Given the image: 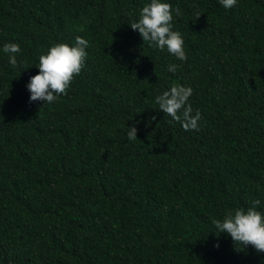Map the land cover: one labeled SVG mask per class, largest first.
<instances>
[{"label": "trees", "instance_id": "1", "mask_svg": "<svg viewBox=\"0 0 264 264\" xmlns=\"http://www.w3.org/2000/svg\"><path fill=\"white\" fill-rule=\"evenodd\" d=\"M149 2L0 0V264H264L211 222L264 213V0H163L186 61L130 28ZM77 36L68 94L30 103L39 56ZM173 85L192 88L198 131L155 104Z\"/></svg>", "mask_w": 264, "mask_h": 264}, {"label": "clouds", "instance_id": "2", "mask_svg": "<svg viewBox=\"0 0 264 264\" xmlns=\"http://www.w3.org/2000/svg\"><path fill=\"white\" fill-rule=\"evenodd\" d=\"M225 9L237 5V0H218ZM176 15H180V9H175ZM173 8L170 3L163 0H150L139 10L137 20L131 22L130 28L138 30L143 42L160 51L167 53L180 61L187 60L184 50V39L179 31L173 30ZM89 42L83 37L75 38L74 46L67 43H56L45 54L38 58L39 71L31 76L27 84L30 93L29 102L43 101L45 104L54 103L61 95H67L68 89L75 77L80 75L85 66L88 53L86 49ZM18 43H5L3 52L8 54V60L12 67H17L16 54L20 52ZM29 67H25L27 69ZM177 65L170 64L168 71L175 73ZM192 88L183 85H173L169 90L155 97V104L166 116L181 124L185 131L199 130V121L202 119L200 111H193L188 103L192 95ZM153 119H155L153 117ZM129 140L137 139V128L129 127L127 133ZM259 199L250 202L249 207L236 208L226 211L222 220L212 219V224L219 235L226 233L236 249L243 250L248 246L257 253H264V213L257 210ZM218 235V236H219ZM219 247V245H215Z\"/></svg>", "mask_w": 264, "mask_h": 264}]
</instances>
